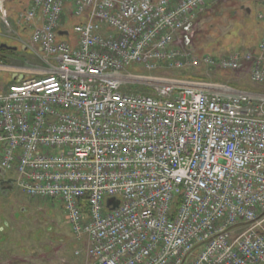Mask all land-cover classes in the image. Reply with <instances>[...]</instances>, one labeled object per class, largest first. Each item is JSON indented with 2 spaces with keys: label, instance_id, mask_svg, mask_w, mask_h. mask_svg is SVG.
<instances>
[{
  "label": "built area",
  "instance_id": "obj_1",
  "mask_svg": "<svg viewBox=\"0 0 264 264\" xmlns=\"http://www.w3.org/2000/svg\"><path fill=\"white\" fill-rule=\"evenodd\" d=\"M208 1L225 0H32L20 14L44 67L0 91V169L60 200L95 264H264V94L180 77L124 89L130 67L158 62L264 84V31L254 50L187 48ZM66 2L76 45L58 34Z\"/></svg>",
  "mask_w": 264,
  "mask_h": 264
},
{
  "label": "rangeland",
  "instance_id": "obj_2",
  "mask_svg": "<svg viewBox=\"0 0 264 264\" xmlns=\"http://www.w3.org/2000/svg\"><path fill=\"white\" fill-rule=\"evenodd\" d=\"M29 1L5 2L7 21L11 30H8L0 20V42L13 46V50L8 53L6 61L0 58V91L5 90L14 75H22L24 78L35 77L40 71L39 67H44V58L41 54L20 42V37L25 40L29 34L19 35L17 30L20 14L27 9ZM241 1L225 0L204 6L191 27L184 31L187 35V48L197 55L209 54L219 57L242 51L249 46L251 40L257 41L258 32L249 31L250 27L256 26V6L251 5V13L245 15L241 9L243 6ZM66 6L68 3L64 9ZM64 16L65 13L62 24L69 34L67 38H61L70 41L76 36L73 25L78 19ZM158 65L161 67L151 72L140 67H130L128 72L139 77L128 80L124 88L135 93L151 94L157 82L148 77H180L226 83L234 89L250 92L258 89L254 83L252 84L246 71H210L203 67L176 70L164 67L161 62H158ZM1 176L13 178L15 174L12 170L0 169ZM82 241L75 238L60 200L32 198L15 183L11 187H0V255H3L4 262H7L5 259L7 256L28 255L27 264H61V259L74 255V249L81 247ZM52 243L53 246H50ZM50 255L55 258L52 262L47 259ZM10 258L9 262L14 263V258Z\"/></svg>",
  "mask_w": 264,
  "mask_h": 264
},
{
  "label": "crops",
  "instance_id": "obj_3",
  "mask_svg": "<svg viewBox=\"0 0 264 264\" xmlns=\"http://www.w3.org/2000/svg\"><path fill=\"white\" fill-rule=\"evenodd\" d=\"M6 2V1H5ZM5 2L3 3V8L6 10V13H7V9H6V7H5ZM66 3H68V6H66V9H64V13H65V16L64 17H66L67 15L69 16V13H68V11H69V8H70V4H69V2H66ZM212 3H214V2H212V1H208L206 4H205V6L207 5V6H209V5H212ZM241 4L243 5L242 7H241V9L245 12V15H249L250 13H251V9H250V6L251 5H255L256 6V11L258 10V8H260V4H259V2L257 1V0H242L241 1ZM31 5H32V0H30L29 1V4H28V7H27V9H25L24 11H26V10H28L30 7H31ZM244 7V8H243ZM204 8V7H203ZM23 11V12H24ZM201 12V11H200ZM200 12H199V14H200ZM63 13V14H64ZM7 15H8V13H7ZM197 16V15H196ZM62 18H63V16H62ZM197 17H195V19H196ZM256 19V18H255ZM0 20L2 21V19H1V16H0ZM257 20V19H256ZM16 24H17V21L15 22ZM61 23H62V19H61ZM19 24V25H18ZM17 24V30H18V33H19V35H21V34H25L26 33V35L27 34H30V30H31V27H28V26H26L23 22H21V23H18ZM6 26V25H5ZM62 26H63V24H62ZM7 27V26H6ZM9 28H11L10 27V25H9ZM8 29V28H7ZM63 29H64V26H63ZM65 30V29H64ZM20 31V32H19ZM249 31H251V32H258V34H259V38H260V36H261V34H263V31H264V28H263V24H261L259 21H256V26H254V27H250L249 28ZM68 34L69 33H67V35H65V34H60V35H62V37H68ZM22 38V37H21ZM259 38H258V40L257 41H253V40H251L250 41V43H249V46L248 47H246L245 49H253V48H255L256 46H257V43L259 42ZM67 40V39H66ZM68 41V40H67ZM71 45H76V36H75V38L74 39H71L70 41H68ZM6 67V66H5ZM15 77H13V80L15 79V78H17V77H19L18 76V74L17 75H14ZM249 77V76H248ZM12 82V81H11ZM240 82V81H239ZM252 84H253V82H252ZM9 85V84H8ZM253 85H255V86H257L258 87V89H256V91H258V92H262V94H264V84H256V83H254ZM7 88V87H6ZM5 88V89H6ZM6 184V183H5ZM13 184V183H12ZM53 246V243L52 244H50V246ZM49 247H47V249H48ZM76 250H80V253L79 254H75V253H73L74 255L72 256V257H64L63 259H61V264H94V261L93 260H91V259H88V257H86L85 255H84V252H83V244H81V247H78V248H75L74 249V252L76 251ZM10 257H12V258H14V263H11V262H9L10 260H11V258ZM6 260H7V262L5 261L4 262V258H3V255H0V264H27V259H28V255H26V256H20V255H11V256H7L6 258H5ZM42 259V258H41ZM50 262H52V260L54 261L55 260V258H53L51 255H50V257L49 258H47ZM43 261L45 262V259H43ZM56 263V262H55Z\"/></svg>",
  "mask_w": 264,
  "mask_h": 264
},
{
  "label": "flooded vegetation",
  "instance_id": "obj_4",
  "mask_svg": "<svg viewBox=\"0 0 264 264\" xmlns=\"http://www.w3.org/2000/svg\"><path fill=\"white\" fill-rule=\"evenodd\" d=\"M12 47L13 46L11 45H6L4 42H0V55H1L0 58L2 60H5V61L7 60V57L9 55L8 53L13 50ZM6 179H7L6 177H0V187H3V186L8 187V184L3 185V183H5L3 181Z\"/></svg>",
  "mask_w": 264,
  "mask_h": 264
},
{
  "label": "water",
  "instance_id": "obj_5",
  "mask_svg": "<svg viewBox=\"0 0 264 264\" xmlns=\"http://www.w3.org/2000/svg\"><path fill=\"white\" fill-rule=\"evenodd\" d=\"M3 182H5V183H7V184H9V186H10V184L12 183V180L11 179H6V180H4ZM11 187V186H10ZM110 201V200H109ZM264 216V213H261L260 215H258V217L256 218V219H259V218H261V217H263ZM244 224L245 223H247V222H243Z\"/></svg>",
  "mask_w": 264,
  "mask_h": 264
},
{
  "label": "bare ground",
  "instance_id": "obj_6",
  "mask_svg": "<svg viewBox=\"0 0 264 264\" xmlns=\"http://www.w3.org/2000/svg\"><path fill=\"white\" fill-rule=\"evenodd\" d=\"M132 79H135L134 77ZM146 89V88H145Z\"/></svg>",
  "mask_w": 264,
  "mask_h": 264
},
{
  "label": "trees",
  "instance_id": "obj_7",
  "mask_svg": "<svg viewBox=\"0 0 264 264\" xmlns=\"http://www.w3.org/2000/svg\"><path fill=\"white\" fill-rule=\"evenodd\" d=\"M125 89V88H124Z\"/></svg>",
  "mask_w": 264,
  "mask_h": 264
}]
</instances>
